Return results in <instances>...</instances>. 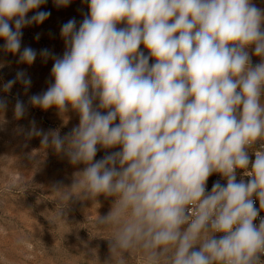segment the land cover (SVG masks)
<instances>
[{"label":"clouds","instance_id":"1","mask_svg":"<svg viewBox=\"0 0 264 264\" xmlns=\"http://www.w3.org/2000/svg\"><path fill=\"white\" fill-rule=\"evenodd\" d=\"M46 2L0 0L2 50L19 64L37 58L22 48L23 29L49 18L38 10ZM88 8L78 27L74 18L61 26L62 56L39 51L53 61V83L28 101L79 116L63 136L35 121L27 131L83 165L70 186H54L60 217L72 200L99 207L100 196L111 198L95 220L115 229L106 264H127L132 252L144 264H264V9L252 0H88ZM17 83L27 92L31 77L19 70L0 87ZM26 111L17 99L14 117ZM213 174L226 184L208 191Z\"/></svg>","mask_w":264,"mask_h":264},{"label":"rangeland","instance_id":"2","mask_svg":"<svg viewBox=\"0 0 264 264\" xmlns=\"http://www.w3.org/2000/svg\"><path fill=\"white\" fill-rule=\"evenodd\" d=\"M252 3L264 9V0ZM38 10L50 12L49 18L43 24L24 28L22 37V48L30 46L38 53L32 65L17 63L18 55L5 53L4 41L0 39V86L19 70H24L32 81L27 92L20 83L8 93L0 87V99L7 101V109L0 113V264H106L110 257L107 239L115 229L98 228L95 220L97 213L107 215L111 198L100 196L99 207L91 201L72 200L60 217L62 205L56 201L54 186H70L73 173L83 165H71L51 148L42 149L39 137L27 136L32 121L38 129L59 130L61 136L79 123L74 111L61 117L55 107L42 110L28 101L31 95L45 91L53 83V61L45 62L39 51L47 48L57 56L63 55L65 44L60 28L73 18L78 27L89 12L88 0H72L67 7H57L54 0H47ZM141 50L148 54L143 45ZM252 63H259V57L253 55ZM17 99L27 108L19 120L14 117ZM104 155L105 150L101 149L96 159ZM111 264H117V260L113 259ZM127 264H144L142 254L132 252Z\"/></svg>","mask_w":264,"mask_h":264},{"label":"built area","instance_id":"3","mask_svg":"<svg viewBox=\"0 0 264 264\" xmlns=\"http://www.w3.org/2000/svg\"><path fill=\"white\" fill-rule=\"evenodd\" d=\"M258 147V145H257ZM252 159L254 160V155L252 156ZM238 179H239V175H238ZM245 179H249L247 177H245ZM220 181L222 184H226V181L221 179V177L219 176V174H213L211 178L208 179L207 181V190L210 191L211 190V187L213 185L214 182L216 181ZM256 207L259 208V203L258 201L256 202ZM260 217H264V211H261L260 212ZM259 222V217L257 219V221H255L254 223H258ZM261 259H264V256L261 257Z\"/></svg>","mask_w":264,"mask_h":264}]
</instances>
